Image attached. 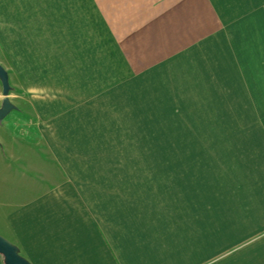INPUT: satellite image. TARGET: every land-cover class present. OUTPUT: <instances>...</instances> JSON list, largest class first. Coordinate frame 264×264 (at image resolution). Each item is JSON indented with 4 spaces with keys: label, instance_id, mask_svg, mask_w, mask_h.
Returning a JSON list of instances; mask_svg holds the SVG:
<instances>
[{
    "label": "crops",
    "instance_id": "0c3cea01",
    "mask_svg": "<svg viewBox=\"0 0 264 264\" xmlns=\"http://www.w3.org/2000/svg\"><path fill=\"white\" fill-rule=\"evenodd\" d=\"M0 64V235L31 264H264V0H0ZM124 147L200 150L126 199Z\"/></svg>",
    "mask_w": 264,
    "mask_h": 264
},
{
    "label": "rangeland",
    "instance_id": "374dc122",
    "mask_svg": "<svg viewBox=\"0 0 264 264\" xmlns=\"http://www.w3.org/2000/svg\"><path fill=\"white\" fill-rule=\"evenodd\" d=\"M182 135V133H179ZM175 133L171 132H161V133H152V132H124V140L129 142L126 143H137L133 142L136 139L140 141L138 143H152L153 139H160L162 143H170L169 139L174 136ZM178 135V134H177ZM174 138V137H173ZM124 142V143H125ZM114 150V149H113ZM200 149H186L184 147H124V164L118 165L113 164V170L115 172H121L122 180L113 179V186L117 183L122 182L124 187V198L127 197V189H132L136 185H140L141 182L148 185L150 183L151 187L159 186V183H164L161 179L166 177V173H178L184 172L188 164L184 163L186 156L198 155ZM189 166H191L189 164ZM120 168H124V171H120ZM118 170V171H117ZM139 173H148L153 174L157 179H153V176L150 180L141 177L140 181L138 177L142 174ZM159 174V176H156ZM164 174V176H162ZM127 199V198H126Z\"/></svg>",
    "mask_w": 264,
    "mask_h": 264
},
{
    "label": "water",
    "instance_id": "95a60500",
    "mask_svg": "<svg viewBox=\"0 0 264 264\" xmlns=\"http://www.w3.org/2000/svg\"><path fill=\"white\" fill-rule=\"evenodd\" d=\"M0 83L2 88V100L0 103V123L15 108L8 95L12 89L9 83L7 70L0 64ZM0 256L3 264H31L23 255L19 248L8 239L0 235Z\"/></svg>",
    "mask_w": 264,
    "mask_h": 264
}]
</instances>
